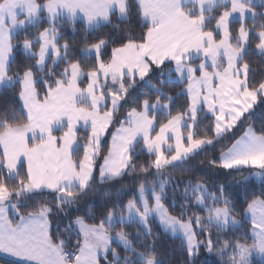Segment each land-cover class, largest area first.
Wrapping results in <instances>:
<instances>
[{
	"label": "snow or ice",
	"instance_id": "1",
	"mask_svg": "<svg viewBox=\"0 0 264 264\" xmlns=\"http://www.w3.org/2000/svg\"><path fill=\"white\" fill-rule=\"evenodd\" d=\"M252 56L264 63V0H0V86L14 99L0 108V254L164 264L155 224L180 239L172 264H196L201 249L213 264H264V128L209 154L264 106ZM201 165L230 178L194 179ZM125 176L138 187L116 188ZM100 189L102 203L86 199Z\"/></svg>",
	"mask_w": 264,
	"mask_h": 264
},
{
	"label": "trees",
	"instance_id": "2",
	"mask_svg": "<svg viewBox=\"0 0 264 264\" xmlns=\"http://www.w3.org/2000/svg\"><path fill=\"white\" fill-rule=\"evenodd\" d=\"M257 10L259 11V7H257ZM115 19V17L113 18ZM251 23V21H249ZM135 25V21L133 22ZM239 21H233V24H239ZM77 25H79V22H77ZM134 30L139 32L140 29L139 28H135ZM65 38H71V39H76L79 40L80 36L79 33H77V35L75 37H65ZM61 43H63V40L61 41ZM23 59L22 56H18L17 57V62ZM198 63V61H197ZM251 63L253 68L256 70L254 72V75L256 77L257 80H259L261 78V74L264 73V63H261V59L259 56H252L251 57ZM61 66H63L61 64ZM9 75H11V73H9ZM86 83V81H85ZM183 85H181L182 87ZM172 87V91L175 92L177 89L175 88V86H170ZM184 99V97H180L179 100H177L175 102V104L173 105L171 112L173 115H175L178 111L176 105H178L180 102H182ZM14 104V99L12 96V88L10 86H0V108L3 107H7V106H12ZM17 107V112L19 113V105L18 103L16 104ZM121 111H124V109H121ZM167 117H159L157 119L156 122V130L158 131L159 129V125L162 122H166ZM253 125L254 126V130L259 134V132L261 131L262 128H264V106H258L255 109H253L251 115L246 114L245 117L242 119V122L240 124V126H238L234 132H230L227 134L226 138L223 139L221 141V143L217 144L215 146V148L213 149H209V154H211L212 152H218L220 149L221 144H229L232 139L235 138H239L240 135H242L243 131L245 130V128L249 125ZM187 129H182V133L184 135H186ZM55 135H60L61 132L57 131L54 133ZM87 132L84 131V129L80 128L78 131V138H80V143H84V138H86L87 136ZM153 135H155V132H153ZM109 139H110V134H109ZM105 149H107V143L105 142L102 145ZM137 147H139V145H137ZM74 155H76L77 157L82 155V149L80 150V152L75 153ZM204 156V153L201 152L199 156H197L195 158L196 161L200 160L202 157ZM149 157L147 155V152L145 150V152L143 154H141L140 156V160L142 161H146L148 160ZM182 167V166H181ZM170 172L173 173V175L175 177H179L180 175V169L176 168V169H169ZM244 174H247V172H245ZM97 175H98V169H97ZM233 176H236L237 178H241L242 174L240 173H232ZM226 178H230V177H224L223 175L219 178H217L212 171L201 165L198 168H196L194 170V179H199L202 182L207 181L209 184H211L212 180H222V179H226ZM149 180H151V177L148 178ZM140 180H134L132 176H125L119 184L116 185V188L121 187V185L124 186H137L139 185ZM181 188L183 187V185L180 186ZM235 187V185H234ZM248 188V192L250 194L255 193V194H259L260 192V188H261V182L260 181H256L251 179L248 182L247 185ZM113 191H115V189H113ZM168 196H169V202H168V206L171 208V198H172V188L171 186H169L168 188ZM229 191H232V189H229ZM241 195L243 196V189L241 188ZM131 196V192L128 193V195L123 196L124 201H126L129 197ZM105 197V192L103 189H100L96 192H90L89 195L86 197V199H90L93 201V203L95 204H100L103 202ZM179 204L180 201L178 200L176 202V209L174 211H172V214H177L178 210H179ZM193 209L189 208L188 209V213L187 215H192ZM153 229L154 231L159 232V237L158 239H156L155 241V248H156V254H158L159 258H161L164 261V264H172V262L175 261H179L181 259V252L179 251V245H180V239L179 237H173L172 235H170L169 233H164L163 231H161L159 228H157L155 226V224L153 225ZM119 231V224H117L114 229L113 232ZM129 231H135V225L131 226L129 228ZM227 238V237H224ZM215 239V237H214ZM117 245L115 243H113V247H116ZM138 251H143L142 248H137ZM214 261H218V257H216L215 255H206L203 251V249H201L200 255L197 257V261L196 264H213ZM0 262L5 263V264H10L7 262H4L2 260H0Z\"/></svg>",
	"mask_w": 264,
	"mask_h": 264
},
{
	"label": "crops",
	"instance_id": "3",
	"mask_svg": "<svg viewBox=\"0 0 264 264\" xmlns=\"http://www.w3.org/2000/svg\"><path fill=\"white\" fill-rule=\"evenodd\" d=\"M256 2L259 3V0H252L253 5H255ZM233 21H239L240 22L239 16H237V19L233 20ZM77 22H79V18L77 19ZM79 126H81V128L84 129V126L80 125V123L77 125L78 129H80ZM181 131H182V129H181ZM27 135L29 136V144H31V139H30L31 133H28ZM152 135H153V133H152ZM0 260L7 262V263H10V264H16V261L12 257H9V256L4 255V254H0ZM0 264H5V263L0 262Z\"/></svg>",
	"mask_w": 264,
	"mask_h": 264
},
{
	"label": "rangeland",
	"instance_id": "4",
	"mask_svg": "<svg viewBox=\"0 0 264 264\" xmlns=\"http://www.w3.org/2000/svg\"><path fill=\"white\" fill-rule=\"evenodd\" d=\"M80 125H83V122H80ZM84 126V125H83ZM81 128V126H79ZM186 136V135H185ZM253 180H256L255 178H253ZM258 181V180H256ZM170 235H172L171 233H169Z\"/></svg>",
	"mask_w": 264,
	"mask_h": 264
}]
</instances>
